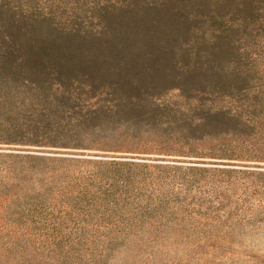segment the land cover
Instances as JSON below:
<instances>
[{"label": "rangeland", "instance_id": "rangeland-1", "mask_svg": "<svg viewBox=\"0 0 264 264\" xmlns=\"http://www.w3.org/2000/svg\"><path fill=\"white\" fill-rule=\"evenodd\" d=\"M47 1L46 16L33 19L23 18L26 14L19 11L15 16L16 10L4 6L7 0H0V87H9L0 89V121L30 123L34 116L44 121V111L37 110L61 115L70 94L90 100L102 93L101 99L107 101L91 99L86 104L92 107L98 102L96 107L101 109L99 118L87 124L92 129L101 125L103 137L125 142L130 137L133 144L116 145L113 151L1 142L0 148L36 155L97 154L105 160L120 158L126 169L135 168L133 159L174 162L182 166L179 174L185 183L180 179L170 192L161 194L162 203L147 199L145 188L142 197L134 189L132 198H126L129 205L120 204L121 221L113 216L104 221L97 213L85 222L82 216L69 218L65 210L58 212L60 206H51L54 199L45 204L49 212L25 216L29 198L51 196L44 183L51 181L50 175H28L19 191L22 200L7 203L3 210L0 264H264V183L252 182L260 179L257 171H248L255 175L239 172L264 169V162L216 158L208 149H196L199 144L192 149L190 144L182 147L183 153L168 152L167 144L156 143L170 134L171 125L175 129L182 125V113L204 116L182 108L200 99L201 92L232 89L236 77L231 63L249 55L244 52L249 42L244 36L246 27L263 30L258 34L261 41L256 42L264 48V0H234L211 9H200L206 0H159L155 8L149 6L152 0ZM51 11L61 14L53 19ZM86 11L96 15L93 21L75 28L72 21L78 17L69 15ZM229 14L234 19L251 14L253 22L244 21L240 31L232 34L214 31L228 26L218 16ZM198 28L201 34L215 32L219 42L196 44L201 36ZM187 43L193 44L191 59L184 51ZM257 56L264 57V53ZM241 82L238 78L236 84ZM9 92L20 96L5 104L2 99ZM17 106L20 113L13 110ZM9 108L14 112L6 115L4 110ZM181 131L202 138L212 129L200 122ZM26 138L32 140L31 135ZM145 142L151 144L142 145ZM208 143L205 140L200 146L208 147ZM93 167L87 164L85 170ZM141 206L145 209L134 218ZM99 212L104 215L105 210Z\"/></svg>", "mask_w": 264, "mask_h": 264}, {"label": "trees", "instance_id": "trees-1", "mask_svg": "<svg viewBox=\"0 0 264 264\" xmlns=\"http://www.w3.org/2000/svg\"><path fill=\"white\" fill-rule=\"evenodd\" d=\"M112 1L115 2L116 0ZM139 1L149 2L151 0ZM158 1L159 0H152L149 6H153L154 8L157 7ZM229 1L234 0H206V2L200 6V9L215 8L217 5H222ZM87 2L89 3V0L84 1V3ZM96 2L92 3L95 4ZM241 3L242 2L237 5ZM46 4H48L47 0H7L4 6L11 10H16L13 12L15 16L18 15L19 11L20 14H26L23 15V18L31 17L33 19H38L46 16L47 11L44 9ZM26 5H28V7L25 11L24 6ZM59 14L61 13L55 14L51 11L49 16L56 19ZM90 15L91 14L86 11L79 15H69V17H78L76 20L72 21L76 28L78 25L86 24V22H92L94 14ZM210 15L214 16L215 11L212 10ZM233 17H230V14L221 17L218 16L220 23L227 22L228 26L225 25V27L214 31L220 30L221 35L232 34L240 31V25L244 21L249 19V22H253L251 20L253 19L251 14L237 19ZM200 18L201 16L199 15L193 20L197 22ZM29 21H31V19H29ZM206 25L207 24L204 23L201 28H204ZM196 31L201 35L198 36L197 34V38L200 41L196 40V44H200L201 41L208 44H212L213 42V44H216L219 42L216 41L219 37H217L215 32H210L207 35V31L201 34L199 28ZM262 31L263 30H260L257 26L245 28L244 36L247 39L249 37V42L244 52L249 53V55L244 61H234L231 63L232 74L236 77L235 82L230 84L232 89L229 92H223L217 88H212L201 92L200 99L196 100L195 103L190 102V104H186L182 106V108L187 107L186 109L188 110L185 112H190V114L200 111V113H204V116H202V114H200L201 116L196 114L192 117L182 113L184 117V121L181 120L183 121L182 125H179L177 129L171 125L170 134L164 136V138L156 143L167 144L171 149L168 152L176 150L178 151L176 153H183L180 150L182 147H187L190 144V149H192L193 144L194 146L195 144H199L195 147L196 149H208V154L216 158L238 161H244V158H249V160L256 162H264V57L257 56L264 53V48H259V45L263 44L256 42V40L261 41L258 34L261 35ZM255 33L256 37L253 36ZM192 45L191 43H187L186 49H184L190 59L193 56ZM234 45L236 44H233L232 47H234ZM217 46H219V44ZM258 51L261 52V54ZM9 65L12 67L13 63L9 62ZM238 78H242V82L236 84ZM31 87L33 86L31 85ZM0 89L7 91L9 87L6 84L1 86ZM19 90H21V86ZM19 96V92L14 95L9 92L2 100L7 104L11 99L14 101L17 100ZM82 96L83 95L76 97V95L70 94L68 106H66L65 110L63 109L61 111H64L61 115L50 113L49 110L45 108L37 110L40 112L44 111L42 115L44 121L41 120L42 118L36 120V116H34V118L32 117L34 121L30 123L4 122L1 120L0 142L4 144L31 143L37 146L52 145L53 147L74 149L92 148L105 151H113L112 147L119 144H133L130 137H127L125 140L128 142H125L124 140L113 141L109 137L101 136L103 132L101 125L92 129V126H90L92 124L88 125L87 123L99 118L101 109L96 107L97 103L107 100L101 99V96H103L101 93L94 97V99L91 97L90 100L93 99V101H96L98 99V102L92 104V107H87L86 104L89 103L90 100ZM65 99L66 98L63 97L62 100L59 101H64ZM74 103L77 104V106L74 105ZM35 106L36 109H38V104ZM13 110L19 113L21 112L18 106L13 108ZM13 110L9 108L4 111L6 115H9L13 114ZM45 111L49 113L47 114ZM171 111L174 114V111L170 109V112ZM176 111L178 112V110ZM26 112L27 111L24 113ZM200 122L206 124L207 127H211L212 132L205 134L202 138H194L193 136H187L185 132L181 131L185 127H194ZM27 135H31L32 140H26ZM205 140L209 141L208 147H201L200 144ZM149 144H151V142H145L142 145ZM27 152L28 151H10L0 148V226H3L1 225L3 223L5 225L3 210L6 208L7 203L11 204L22 200L19 191L24 188V184L28 180L27 176L35 173L48 174L51 176L50 182L43 181L48 188L46 191H49L51 196L38 195L37 197L29 198L28 200L31 202L29 204L30 208L25 212V216H35V214L38 213L43 214L49 212L45 204H48V201L54 199L51 206H60L58 212L65 210L69 218L70 216L75 218L77 216H82V220L85 222L91 219L93 220L97 216V213L104 217V221L112 220L110 219L111 216L121 221L124 213L122 212L120 204L123 201L124 207L129 205V203L126 202V198L128 197L129 200L132 198V190L134 191V189L138 195L142 197L144 196L142 190L145 188L146 192H148L146 195L147 199L162 203L165 199L161 198V194L165 193L167 190L170 192L180 179L185 183L184 176L179 174V170L182 166L176 165L174 162L163 163V160H159L162 161V164H158L156 160L133 159L136 163L135 168L132 169V167H130V169H126L121 167L124 164L120 158L119 160L116 158H114V160H105L104 156L97 154L90 155L84 152L71 154L48 152L44 153L47 155H36ZM103 161H109V163H102ZM82 164H84L83 167ZM87 164H91L94 167L85 170ZM103 164H108L109 167L105 168L102 166ZM232 168L244 167L233 166ZM248 171H257L255 173L260 176V179H253L252 182L264 183V169L262 167H259L258 170L241 169L239 172L255 175V173ZM104 184L108 185V187L104 188ZM151 186L153 188H148ZM154 190L160 194H152ZM51 191H53L52 194ZM55 191L57 195L54 194ZM166 199H168V197ZM68 206H70V209ZM137 209H139V212L133 215L134 218L145 208L141 206ZM101 210H105L104 215L99 212ZM109 210H111L112 213H109ZM16 214L21 215L22 211L16 212ZM77 225V229H79V224Z\"/></svg>", "mask_w": 264, "mask_h": 264}]
</instances>
